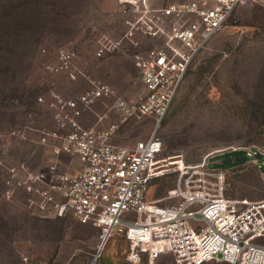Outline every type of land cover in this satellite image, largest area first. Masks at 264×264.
Here are the masks:
<instances>
[{
    "label": "built area",
    "instance_id": "1",
    "mask_svg": "<svg viewBox=\"0 0 264 264\" xmlns=\"http://www.w3.org/2000/svg\"><path fill=\"white\" fill-rule=\"evenodd\" d=\"M116 1L123 32L118 38L100 37L94 56L119 53L129 58L137 69L140 89L127 94L90 77L87 89L68 97L53 90L45 101L38 97L53 122V129L36 130L38 142L57 141L51 146L54 158L36 167L26 161L4 166L3 197L11 199L21 190L39 214L55 218L70 214L80 224L99 229L94 259L118 235L127 244L126 264H155L164 255H171L175 264H264V244L259 242L264 237V197L225 194L228 168L235 170L251 162L263 174L264 148L222 149L218 152L222 157L233 153L248 157L226 168L210 166L215 162L208 158L217 153L197 163L179 160L180 165L175 163L171 169L177 177L166 197L177 202L162 205L147 198L151 183L166 165L158 159L162 151L158 128L193 58L238 6H264V0H190L161 8L150 6L148 0ZM138 34L159 40V44L141 49ZM57 58L55 65L48 66L51 72L70 70L74 80L83 75L73 66L79 59L75 51L60 49ZM98 102L103 105L101 113L94 110ZM87 111L96 121L84 127L79 119ZM110 114L116 120L102 124ZM28 115L22 128L9 132L11 137L24 139L33 129ZM142 118L154 123L146 138L131 144L115 141L122 125ZM256 152L262 155L260 160L254 157ZM63 156L70 160L68 165L61 162ZM74 160L78 166L69 172Z\"/></svg>",
    "mask_w": 264,
    "mask_h": 264
},
{
    "label": "rangeland",
    "instance_id": "2",
    "mask_svg": "<svg viewBox=\"0 0 264 264\" xmlns=\"http://www.w3.org/2000/svg\"><path fill=\"white\" fill-rule=\"evenodd\" d=\"M113 1V0H112ZM112 1L110 3H112ZM107 0H0V264H126L125 240L115 235L94 259L99 229L80 224L72 215L47 217L29 206L28 195L17 191L3 197L4 166L26 161L30 167L52 161L51 145H40L36 130L53 129L50 110L44 101L53 90L63 96L88 88L92 77L127 94L141 87L133 62L119 53L94 56L100 37L118 38L123 32L117 6ZM141 49L159 40L138 34ZM75 51L73 66L83 72L74 80L70 70L51 72L60 50ZM130 51L131 48H128ZM97 113L103 105L94 106ZM31 113L32 130L24 139L11 137ZM93 113L84 112L80 124L91 126ZM102 124L115 121L110 114ZM154 126L150 118L129 121L114 139L131 144L146 138ZM158 134L162 151L158 159L166 164L162 175L151 183L148 200L166 205L174 186L179 160L201 162L208 154L211 167L222 164V149L240 146L264 148V6H238L223 28L201 49L188 67L186 77ZM63 164L70 160L63 156ZM74 162V161H73ZM262 162V163H261ZM179 164V163H178ZM264 173V160L260 161ZM73 165V163H72ZM165 170V171H164ZM170 171V172H169ZM225 194L228 197H264V174L246 162L228 168ZM264 244V237L259 239ZM26 258V260H24ZM155 264H175L171 255ZM209 264H227L209 263Z\"/></svg>",
    "mask_w": 264,
    "mask_h": 264
},
{
    "label": "crops",
    "instance_id": "3",
    "mask_svg": "<svg viewBox=\"0 0 264 264\" xmlns=\"http://www.w3.org/2000/svg\"><path fill=\"white\" fill-rule=\"evenodd\" d=\"M111 1L112 0H107V2H108L106 4L107 7H111L112 3H114L113 5H115V6L117 5L116 0H113L112 3H110ZM187 1H190V0H148L150 6L155 7V8L164 7L169 3H182V2H187ZM98 104H99V102L96 103L95 105H98ZM56 143H57V141H56ZM53 145H51V146H53ZM51 151H52V149H51ZM52 157H53V154H52ZM49 162H47V163H49ZM77 166H78V163H77V161L74 160L73 165H71L67 170L69 172H74L76 170Z\"/></svg>",
    "mask_w": 264,
    "mask_h": 264
},
{
    "label": "water",
    "instance_id": "4",
    "mask_svg": "<svg viewBox=\"0 0 264 264\" xmlns=\"http://www.w3.org/2000/svg\"><path fill=\"white\" fill-rule=\"evenodd\" d=\"M254 157L260 160L262 158V155L260 153L256 152L254 154ZM247 158L248 157L246 155H228L226 157H222L220 159V163H222V164L242 163V162L246 161Z\"/></svg>",
    "mask_w": 264,
    "mask_h": 264
},
{
    "label": "flooded vegetation",
    "instance_id": "5",
    "mask_svg": "<svg viewBox=\"0 0 264 264\" xmlns=\"http://www.w3.org/2000/svg\"><path fill=\"white\" fill-rule=\"evenodd\" d=\"M242 155L243 153H233L232 155ZM227 155H230V154H226L225 156H227Z\"/></svg>",
    "mask_w": 264,
    "mask_h": 264
},
{
    "label": "trees",
    "instance_id": "6",
    "mask_svg": "<svg viewBox=\"0 0 264 264\" xmlns=\"http://www.w3.org/2000/svg\"><path fill=\"white\" fill-rule=\"evenodd\" d=\"M188 70V69H187ZM186 73H187V71H186ZM185 77H186V74H185ZM185 77H184V80H185ZM184 80H183V82H184ZM182 82V83H183ZM182 85V84H181ZM180 89V88H179ZM178 92H179V90H178ZM178 92H177V94H178ZM177 94H176V96H177ZM176 96H175V98H176ZM175 98H174V100H175ZM169 111V110H168Z\"/></svg>",
    "mask_w": 264,
    "mask_h": 264
},
{
    "label": "bare ground",
    "instance_id": "7",
    "mask_svg": "<svg viewBox=\"0 0 264 264\" xmlns=\"http://www.w3.org/2000/svg\"><path fill=\"white\" fill-rule=\"evenodd\" d=\"M179 165H180V163H179Z\"/></svg>",
    "mask_w": 264,
    "mask_h": 264
}]
</instances>
